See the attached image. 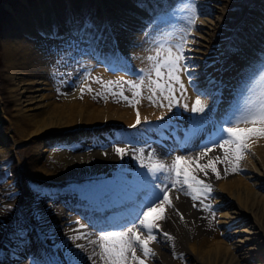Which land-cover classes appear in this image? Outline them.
Masks as SVG:
<instances>
[{
    "label": "bare ground",
    "instance_id": "obj_1",
    "mask_svg": "<svg viewBox=\"0 0 264 264\" xmlns=\"http://www.w3.org/2000/svg\"><path fill=\"white\" fill-rule=\"evenodd\" d=\"M45 1L46 4L41 2L37 10L34 7L16 15L12 26L5 30L2 42V74L6 85L2 90L4 96L0 93V124L5 120L10 128H0V164L4 160L10 162L5 172L11 173L9 182L13 186L9 188L0 182V205L6 207L9 202L21 199L28 190L42 186L44 193L36 206L39 208V221L44 224L33 219L27 223L26 236L30 239L33 257L45 264L66 262L62 254L67 257L71 250L74 258H78L82 264H104L99 256L101 249L90 242L96 241L100 235H92L93 229L91 230L92 226L87 219L95 220L91 214L93 211L97 215L96 223L116 222L118 225L127 217L125 209L137 213V204L143 194L141 197L140 194L137 195L140 198L133 199L138 193L133 181L138 172L146 171L141 168V162L129 159L130 152L125 154L128 159H122L104 151L106 143L115 138H123V130L130 128L134 139L127 138L126 141H131V145L136 146L134 144L142 140L137 138L139 132H145L148 134L145 144L149 147L150 136H163L165 132L170 138L178 137L181 141L173 149L169 143L161 144L160 147L153 145L157 158L166 162L176 155H198L203 146L208 144V139L194 142L198 144L194 148L191 147L192 144L189 145L192 141L184 145L187 142L184 137L192 128L191 118L205 113H192L190 109L200 96L198 93L207 92L208 95L200 98L209 108L215 103L213 120H220L230 106L236 103L246 81L254 73L264 69V34L259 35L260 39L257 38L258 33L264 31V5H255L256 13L250 16L249 21L247 18L248 23L229 33L225 30V23L231 17L229 6L232 2L217 6V0H197L201 16L195 19V32L190 33L191 39L183 45L185 59L181 63L184 62L186 71L182 73H187L188 76L184 74L187 80L180 74L183 82H190V91L194 90L197 96L189 93L187 85H184L186 91L181 95L179 85L176 84L175 96L179 103L169 110L168 101H160L164 105L161 107L147 99L150 95L147 84L146 89L143 88L144 94L134 106L125 102L95 105L94 98L85 92L83 96L80 93L85 83L94 90L103 87L110 78L120 81L125 89L129 86L126 82L133 81L134 78L119 74L114 67L121 66L120 62L123 61L121 49L128 56L133 52L131 47L134 43L145 34L135 32L138 27L141 28V21L149 19L148 14L140 7L129 4L128 0H94L91 7L86 9V14L85 10L81 13L83 17L76 11L73 0H63L65 9L61 12L57 7L59 0ZM175 1L152 0L146 4L153 8L159 2L168 4ZM117 6L120 8L115 9ZM170 9L168 7L163 12L155 13L150 24L170 16L175 17L171 25L175 22L184 24L183 14L176 12L178 7L175 12ZM143 26V31L147 33V26ZM161 27L163 30L162 25ZM87 36L89 37L86 38ZM149 48L153 49L152 46ZM107 49L111 53L104 64H101L106 68L101 70L98 68V59H102ZM226 49L230 50L225 61L228 64L220 71L221 64L218 65V61ZM131 60L130 65L127 63L130 73H137L138 68L133 65L134 59ZM74 64L84 68L77 75V88L67 89L65 85L62 93L57 96L55 84L64 81L62 71ZM135 78L139 79L138 73ZM144 81L148 83L146 78ZM185 103L189 106L188 110L183 107ZM137 113L141 121L139 125L136 124ZM208 131H213L212 124H208L202 133ZM16 140L25 143L27 148H18ZM248 145L249 150L240 162L236 174L226 173L223 170L225 163L219 162L216 163V168L220 178L211 169L207 170V175L199 173V178L212 187L207 196L193 201L191 196L175 189L169 193L175 207L167 208L164 213L167 218L158 221L159 228L153 232L156 240L149 244L156 255L145 258L137 249V255L144 260V264H151L154 257H163L170 249L169 243L171 247H179V253L184 254L187 264H249L255 258L249 256L251 249L246 247L251 240L246 237L248 235L262 238L263 250L257 259L264 258V137L252 136ZM16 154L18 158L14 161L11 156ZM213 155L222 156L223 152L216 148L209 153V156ZM47 158L51 160L53 170L45 168L44 161ZM56 160L61 161L67 169L88 166L90 174L86 178L90 180L80 187L66 186L70 176L59 177L54 172ZM206 162L207 158L198 161L199 164ZM6 173H0V178ZM127 200H131V203ZM46 201L50 202L49 206ZM126 201L129 202V208L126 207ZM204 205H210L217 211V228L211 238L203 235ZM72 211L78 216H73ZM158 215L159 210L151 214L153 218ZM9 218L0 214V256L10 260L2 263L23 264L18 259L24 254V243L12 234L10 237L4 234ZM53 226L56 227L54 230ZM80 232L87 234L80 239H73L81 237ZM164 233H168L173 239H168ZM219 235L221 238H217ZM50 237H53V241L60 242L57 243L60 246L53 259L43 249L44 245L46 250L49 248L50 245L46 242H49ZM77 245L83 247L78 248ZM171 264L180 262L173 261Z\"/></svg>",
    "mask_w": 264,
    "mask_h": 264
},
{
    "label": "snow or ice",
    "instance_id": "obj_2",
    "mask_svg": "<svg viewBox=\"0 0 264 264\" xmlns=\"http://www.w3.org/2000/svg\"><path fill=\"white\" fill-rule=\"evenodd\" d=\"M178 11H187L194 13V5L190 2H184L178 7ZM189 23H194V18H189ZM171 32H164L158 36L154 43L155 55H149L146 59L152 62L149 73L147 88L150 92L147 99L158 106L163 107L160 101H168L169 110L178 104L175 96L178 84L181 95L184 94L185 86L180 78V73L186 71V66L181 63L185 59L183 55V38L180 44L171 45L167 39ZM151 73H155L156 79L151 78ZM97 82H100L97 80ZM131 88L136 89L133 92V98L141 95V89L145 87L144 78L139 81H127ZM115 84L121 87L120 81H107L106 86L111 88ZM84 88L82 87L81 91ZM87 91H92L87 87ZM100 93H97L99 95ZM209 93L201 92L190 111L192 113H205V115L192 117V128L186 134V141L203 132L208 124H212L213 131L208 137V144L204 145L201 152L196 156L176 155L171 162H164L156 157L155 152H149L147 157L143 156L144 149H129L116 147L114 151L117 155L123 157L129 151L140 153L141 168L146 171L138 172L134 178L135 188L143 192V198L137 204L138 211L135 219L129 221L131 227L121 225V230L109 231L106 228H100L101 235L96 241H90L97 244L101 249L100 259L104 264H144V260L137 255L139 249L143 257L155 256V251L149 246L150 242H155L154 230L159 228L158 221L166 219L165 212L167 208H174L175 205L170 198L169 193L175 189L177 192H183L184 195L191 196L193 201L200 200L201 196H207L212 191L210 184L199 178V173L208 174L211 169L220 178L216 168V163H225L231 167L233 172L237 171L240 162L245 158V153L249 150L248 141L252 136L264 137V69L254 73L242 88L236 103L228 109L225 115L218 121L213 120L215 113V103L211 108L200 98ZM117 95V93H113ZM124 100L129 97L123 95V91L118 94ZM131 102V101H130ZM136 103L139 101L136 100ZM183 107L188 110V104ZM163 119V117H160ZM141 123L139 113H137L136 124ZM241 125H250L242 127ZM132 127H135L133 125ZM131 143V141H129ZM211 145V146H209ZM222 150V156H209L214 149ZM207 158V162L199 164L198 161ZM147 159V163H145ZM227 171V169L225 170ZM178 199L179 197H175ZM203 203V201H201ZM195 206V205H193ZM206 209L210 205H204ZM159 210V215L153 218L151 214ZM179 214V213H177ZM181 219L183 217L181 216ZM83 227V226H81ZM168 239H173L168 233H164ZM76 236L73 239H80ZM77 247H83L77 245ZM78 256V254H76ZM55 264H82L78 258L69 250L65 261H57Z\"/></svg>",
    "mask_w": 264,
    "mask_h": 264
},
{
    "label": "rangeland",
    "instance_id": "obj_3",
    "mask_svg": "<svg viewBox=\"0 0 264 264\" xmlns=\"http://www.w3.org/2000/svg\"><path fill=\"white\" fill-rule=\"evenodd\" d=\"M62 1L63 0H59V3L57 4V7L60 8V12L65 9V5ZM147 1L150 2L152 0H146V3H147ZM41 2H45V4H46L45 0H0V93H2L3 96H4V94H3L2 90L6 85V80L2 74L3 64H4L2 42L4 40L5 30L12 26L13 18L16 15H19L20 12L24 13L28 9H33L34 7H36V10H37L39 7V4ZM93 2H94V0H80V1L73 0L72 4L75 5L76 11L80 14L79 16L83 17V14H81V13L84 12V10H85V14H86V9H89ZM128 2H129V4H131L133 6L140 7L139 2L136 0H128ZM184 2H190L191 4L194 5V8H195L194 13H191V14L187 11H183V12L176 11L180 14H183L182 20L184 21L183 23L185 25L182 23L180 24L178 22H175L173 25H171L172 20H174V18H175L174 16H170L169 18L161 19V21H157L159 24L157 22L150 24L151 19L156 14H150L149 15L147 13L146 8L142 7V8H144V9H142L140 7V9L144 13L148 14L149 19L146 18V20L144 19L143 21H141L142 24H139V25L142 29L141 28L139 29V27H138V29H136L138 31L135 33L138 34V33L143 32L145 34H143L142 37L139 39L140 41L137 40L138 41L137 44H136L137 41L134 43L133 47H131L133 52H131L128 56H125L123 54V49H121V54H122V59H123L122 62L125 64H122V62H120L122 67L121 66H117V67L115 66L114 67L115 70H117L119 72V74H121L123 76L125 75L127 77L130 76V77L134 78L133 81H139V79L141 77L146 78V81H148L147 79L149 78V73H150V69H151L150 67L152 66V62L146 61L147 60L146 58L149 55H155L154 54L155 53L154 48L156 47V44L154 43V40L158 36H160L163 32H170V30H171L172 35H171V37H168L169 39H167V43L168 44L171 43V45L172 44L176 45L177 43L180 44L182 42V38H183L184 42L189 41L191 39L190 33L195 32V25H194L195 19L201 16L200 10H199L200 6L197 5V0H176L173 3L172 2L170 3L169 9L171 8L170 11L173 10L175 12V8L179 7V5H181ZM229 2H232V5L229 6V10L231 11V17L226 19V23H225V28H226L225 30H226V32H229V33H233L235 31V29H237V28L239 29L240 26H244L245 23H248L249 19L252 17L251 15L256 13L255 5L256 6L264 5V0H217V3H215V5H217V6L223 5L224 6ZM149 7L152 9V7L150 5H149ZM47 8H51V7H47ZM119 8L120 7H118V6L115 7V9H119ZM49 12L52 13L50 10H49ZM212 14L215 15V12H213ZM90 16H92V15H90ZM215 16H217V14ZM190 17L194 18V23H191V24L189 23ZM247 18H248V21H247ZM242 21H243V23H242ZM160 23H162V24H160ZM155 24H156V26H155ZM143 25L147 26V33H146V31L145 32L143 31V27H144ZM151 25H153V26H151ZM161 25L163 26V30L161 29L162 28ZM191 26H193V28ZM166 27H169V28H166ZM157 28L159 31L157 30ZM71 29H72V27H71ZM167 29H169V30H167ZM263 34H264V31H263V33H258L257 38L260 39V37ZM44 35H46V34H43V36ZM259 35H261V36H259ZM88 37L89 36H87L86 38H88ZM146 42H148L149 46H148V44H146ZM175 42H176V44H175ZM143 43H145L146 45ZM183 45H184V43H183ZM249 45L251 46L250 43H249ZM150 46L153 47V49L151 48L153 51H151V49L149 48ZM119 50H120V48H119ZM229 51L230 50L227 51V49H226V51L222 54L221 59L218 61V63H219L218 65L221 64L220 68H219L220 71L224 70L226 64H228V63H225V61H226V58H228V56H229ZM110 53H111V50L107 49L104 52L102 59H100V60L98 59V63H100V66L98 67L99 69L102 70V69L106 68V67H104V65L101 66V64H104L105 60L109 57ZM144 57H145V59H143ZM131 59H134L133 65L136 68H138L137 69L138 72L137 71H135V72L138 73L139 79L135 78V74H137V73H130V70L128 68L129 66L127 65V63L129 64V62H130V64H131L132 63ZM139 61H140V63H139ZM142 62L144 63L143 65L141 64ZM149 62H150V64H149ZM66 63L67 62H65V64ZM122 68H123V70H122ZM67 69H66V71H62L63 76L65 77L64 81H62L61 83L59 82V83L55 84V91H56L57 96H59L62 93L61 90L64 88L65 85L67 86V87L65 86V88H67V89H72V87H73V89H76L77 85H78L77 75H78V73H82L84 71V68H82L78 64L70 65L69 68H67ZM125 69H127V70H125ZM108 71H109V69H108ZM217 71L218 70H216V72ZM109 72H110L109 74L112 73L111 71H109ZM126 73H129V74H126ZM180 74H182L181 76L184 77L187 73H184L185 74L184 75L181 72ZM133 75H134V77H133ZM186 76H188V75H186ZM186 76L184 78L187 80ZM151 78L153 80L156 79L155 73H151ZM109 81L116 82V79L110 78ZM185 81L183 83L185 86L187 85L186 86L187 90L190 91V87H192V85L190 84V82H187V81L185 82ZM145 84H147V83H145ZM175 85L176 84H174L173 86L175 87ZM89 86H90L89 84L85 83L83 85V88L84 87L85 88L80 93L82 94V96L84 95L83 94L84 92L89 94L90 97L95 99L94 104L95 105H101V106L102 105H108V103L111 105H116L118 103L120 104V103H124V102L129 103L131 106L132 105L134 106L135 101L138 100L139 97H142L141 95L144 94V92H145L144 89H146L145 87H143L144 89L143 88L141 89V95L139 97L133 98V92L136 91V89L131 88L130 85L128 87H126V89H130L127 91L123 85H122V88L116 87L115 84L113 85L114 87L112 86L111 88H108L106 86V83H105L103 87L98 88V89H94L95 91L90 86L92 89V92L87 91L86 88ZM121 90L123 91L124 96L129 97V95H130L129 100L126 101L118 95L121 92ZM191 91L194 92V90H191ZM191 91L189 93H192V95L197 96V95H195V92L193 93ZM97 93H100V94L97 95ZM113 93H117V95H113ZM198 95H200V94L198 93ZM2 123L0 124V128H2V129L10 128L9 124L6 123L5 120ZM127 127H128V125H127ZM123 132L125 133L124 137L109 140L104 147L105 148L104 151L106 150L107 152H110L111 154L115 155L118 158L128 159L126 157L128 155H123V157H121L120 155L116 154L114 149L116 147L129 148V149H131L130 147H134L132 149L143 148L144 149L143 156L146 157V156H148L149 152H153L154 150H156V148H155L156 145H157V147H160V145L162 143H164V141L157 142V140L153 139L155 143L151 142V145L149 146L150 149H149V147H147L145 144V143H147L145 132H142V133L139 132V134H138L139 136L137 138L140 137L142 140H140V141H138V143L134 144L136 146H132L131 143L126 141L127 138H130V139L132 138V135H131L132 130L130 128H126L123 130ZM14 138H16L15 135H14ZM132 139H134V138H132ZM17 144H18V146H17L18 148H27V145L25 143H21V142L17 141ZM153 145H155V146H153ZM17 147H16V149H18ZM129 152L131 153L129 159H131L132 161L134 160L136 162H141L140 153H138L136 151H133V152L129 151ZM11 158H13V160L16 161L18 158L17 154L14 157L11 156ZM136 158L138 160H136ZM20 162H22V160H20ZM144 162L145 163L148 162L147 159H145ZM166 162L170 163L171 160L169 159ZM17 163H18V161H17ZM44 163H45V168H47V169L49 168V169L53 170V168H52L53 166H52L51 160L49 158L45 159ZM54 165L56 166L54 169V172L56 174H59V177L70 176V178L67 181L68 183H66V186L74 185V187H75L77 185V187H80L82 184H84L85 182L90 180V178H86V176L88 177L90 174L88 166H86V165L82 169H67V167H65V165H63V163L61 161H57V160L54 161ZM9 166H10V162L8 160H4L3 163L0 164V173L1 174L6 173L5 170H8ZM18 167H19V165H18ZM223 168H224L223 170L227 169L226 173H228V174H236V172H237V171L233 172L231 170V167L227 164H225V167H223ZM9 176H11V173H6V175H4L2 178H0V182H3L4 184H6V186H8L9 188H12L13 184L9 182ZM26 182H29V181L26 180ZM71 183H73V184H71ZM43 193H44V188L42 186H38L36 188H32V189L28 190L27 192H25L22 195L21 199H18L14 202H9L6 207H2L0 205V214L7 215L8 217H10L9 218L10 222L7 224V229L4 231V234H6L8 237H10V235L12 234L16 239L21 240V241H26L27 239H29L26 236L27 230H28V224L27 223L30 222L31 219L37 220L40 223V221H39V219H40L39 208L36 205H37V201L39 200V198L41 196H43ZM47 202L48 201H46L45 203L47 206H49L50 202H48V203ZM5 204H6V202H5ZM214 209L215 208H213V207H210L208 209H206V208L203 209L204 214H202L203 215V217H202V223H203L202 224V230H203V235L207 236L208 238L212 237V235L214 234V231L217 228V211H216V209L215 210ZM72 214H74L73 216H75V215L78 216V214L76 212L72 211ZM135 216H136V214H135ZM129 221H132V220H128L124 223H120V225L118 227L117 226L116 227L107 226L106 229L109 231L121 230V227H120L121 225H126L127 227H131L132 225H131V223H129ZM40 224H44V223H40ZM55 228L56 227L53 226L52 229L54 230ZM99 229L100 228H98V227H92L91 228L92 235H94V236L101 235V232L99 231ZM80 234H82L81 235V237H82V236H85L87 233L80 232ZM88 236L89 235H87V237ZM246 237L251 239V240L249 239L250 241L247 242V246H246V247L251 249L249 256H252L255 258V260L251 261V263H249V264H264V258L263 257H261L260 259H257L258 256L260 255V252L263 250L262 238H258L255 235L254 236L248 235ZM217 238H221V236L219 235V236H217ZM253 239H256V240H253ZM28 241L30 242V239ZM55 241H56V243H55ZM57 243H60V242H58L57 240L53 241V237H50L49 242L48 241L46 242V244L48 246L50 245L49 248H47V250H46V246L43 244L44 245L43 249L46 251V253L49 255V257L52 259H53V257L56 258V253H57L58 248L60 246ZM169 245H170V249L164 253L163 257L159 256V255H158L159 257H154V259H152V261H151L152 262L151 264H171V263H173V261H179L180 264H187V262L185 261V259L183 257L184 254L179 253V247H175V246L171 247V243H169ZM24 250L26 252H29L30 248L26 247ZM32 251H33V249H31V253H32ZM62 255H63V258L66 259V255H64V253ZM18 260L20 263H23V264H42L41 261H39L38 259L33 257V254H26V255L22 254ZM8 261H10V260L8 259ZM8 261L2 259V260H0V264L8 263Z\"/></svg>",
    "mask_w": 264,
    "mask_h": 264
},
{
    "label": "water",
    "instance_id": "obj_4",
    "mask_svg": "<svg viewBox=\"0 0 264 264\" xmlns=\"http://www.w3.org/2000/svg\"><path fill=\"white\" fill-rule=\"evenodd\" d=\"M165 7H155L152 11H149V13H153V12H158V11H162Z\"/></svg>",
    "mask_w": 264,
    "mask_h": 264
}]
</instances>
